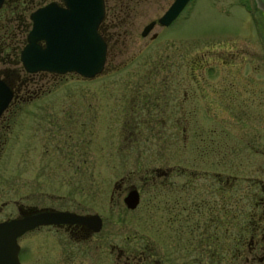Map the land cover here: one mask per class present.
Returning a JSON list of instances; mask_svg holds the SVG:
<instances>
[{
  "label": "rangeland",
  "instance_id": "obj_1",
  "mask_svg": "<svg viewBox=\"0 0 264 264\" xmlns=\"http://www.w3.org/2000/svg\"><path fill=\"white\" fill-rule=\"evenodd\" d=\"M171 2L105 0L102 72L24 75L32 97L9 105L6 116L15 119L14 131L37 129L38 118L55 119L57 129L70 124L72 208L100 214L103 225L173 224L167 194L175 195L174 210L193 201L215 202L221 214L225 204L237 213L244 205L255 222L262 212L251 211L262 194L254 181L264 180V14L254 0H193L172 24L142 36ZM3 5L0 36L7 32L19 45ZM4 50L0 66L21 69ZM20 157L14 147L8 178L18 177ZM133 186H141V200L129 212L122 198ZM39 241L19 237L22 262L35 261Z\"/></svg>",
  "mask_w": 264,
  "mask_h": 264
},
{
  "label": "flooded vegetation",
  "instance_id": "obj_2",
  "mask_svg": "<svg viewBox=\"0 0 264 264\" xmlns=\"http://www.w3.org/2000/svg\"><path fill=\"white\" fill-rule=\"evenodd\" d=\"M192 1L189 0L185 8ZM15 75L9 83L0 70V79L13 91L9 105L31 99L33 94L29 83L17 82L23 79L22 72ZM6 110L0 116V221L41 212L98 214L72 208L73 133L70 124L65 121V129H57L55 119L38 118L35 120L37 129L14 131L11 127L15 117L13 124L12 117L6 116ZM14 147H20L18 177L8 178L5 173L8 155ZM80 147L83 165L87 162V142L83 140ZM254 184L260 187L257 194H262L251 211V215L257 214L258 210L262 212L255 222L244 205L236 207L237 213L233 212L230 203L223 206L225 209L221 204V214L215 202L211 201L210 208L209 205L206 208L205 204L191 199L189 206L182 202V206L174 210L171 202L174 203L175 195L167 194L165 213L173 219L170 225L108 226L103 225V218L98 214L102 219L98 228L80 223L47 224L20 237L31 233L41 240L35 261L28 264H264V180L258 179ZM134 188L128 187L122 198L129 212L135 211L141 200L140 186L136 188L140 193L136 208L126 206L124 197ZM19 246V261L26 264L21 261L23 248Z\"/></svg>",
  "mask_w": 264,
  "mask_h": 264
},
{
  "label": "water",
  "instance_id": "obj_3",
  "mask_svg": "<svg viewBox=\"0 0 264 264\" xmlns=\"http://www.w3.org/2000/svg\"><path fill=\"white\" fill-rule=\"evenodd\" d=\"M189 0H174L156 20L147 23L141 31L146 36L158 23L169 26L179 16ZM264 14V0H254ZM4 0H0V8ZM105 17V0L51 1L33 10L29 18L32 26L26 44L20 51V60L27 73H76L94 78L102 72L107 56V42L99 33ZM156 34H153L155 37ZM13 98L10 86L0 79V116ZM140 200L139 191L127 192L124 202L134 209ZM75 224L102 225L98 214L79 215L71 212H41L24 217L0 221V264H22L19 261L17 242L25 232L40 225Z\"/></svg>",
  "mask_w": 264,
  "mask_h": 264
},
{
  "label": "trees",
  "instance_id": "obj_4",
  "mask_svg": "<svg viewBox=\"0 0 264 264\" xmlns=\"http://www.w3.org/2000/svg\"><path fill=\"white\" fill-rule=\"evenodd\" d=\"M51 1H57L59 3L62 2V0H5L4 1L3 9L12 15L10 22L13 21L15 22V24L10 23V25H12L11 29H6V30L9 32L13 30H17L22 36L19 45H16V41L15 44L13 43V37H12L13 35L7 32L1 34L0 41L3 40V36H4L5 38L3 41L7 43V45H3V43L0 42V65H4L5 63H7L6 56L1 54L3 51H5L4 49L7 48L10 49V52L12 51V54L14 55V60H16L17 62H21L20 51L23 48V46L26 44V36L32 25L31 20L29 19V15L33 10ZM0 18H1V14H0ZM3 21L5 22V27H7L9 25V23L7 24L8 19L3 16ZM103 25H104V20L102 21L99 29L101 35L106 40ZM0 27L4 28L2 22H0ZM0 70H2V72L5 74L9 83L13 82V78L16 76L15 74L18 72H22L23 79H19L17 80V82L18 83L27 82V79L26 77H24V75L27 76L29 73L25 72L23 70V67L21 69H17V68L13 69L10 67L0 66Z\"/></svg>",
  "mask_w": 264,
  "mask_h": 264
}]
</instances>
